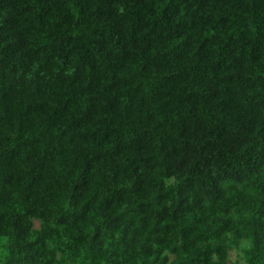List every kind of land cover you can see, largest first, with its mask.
<instances>
[{"label":"trees","instance_id":"16d2710c","mask_svg":"<svg viewBox=\"0 0 264 264\" xmlns=\"http://www.w3.org/2000/svg\"><path fill=\"white\" fill-rule=\"evenodd\" d=\"M0 264H264V0H0Z\"/></svg>","mask_w":264,"mask_h":264},{"label":"rangeland","instance_id":"374dc122","mask_svg":"<svg viewBox=\"0 0 264 264\" xmlns=\"http://www.w3.org/2000/svg\"><path fill=\"white\" fill-rule=\"evenodd\" d=\"M237 258H238V256L236 255L235 252H233V253H232V259H233V260H236Z\"/></svg>","mask_w":264,"mask_h":264}]
</instances>
